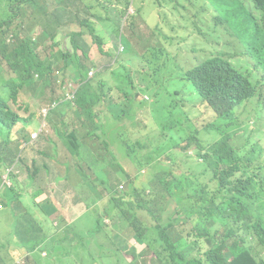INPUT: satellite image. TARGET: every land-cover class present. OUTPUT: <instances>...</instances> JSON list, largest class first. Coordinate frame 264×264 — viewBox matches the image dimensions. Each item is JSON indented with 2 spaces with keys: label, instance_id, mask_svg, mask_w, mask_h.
<instances>
[{
  "label": "trees",
  "instance_id": "trees-1",
  "mask_svg": "<svg viewBox=\"0 0 264 264\" xmlns=\"http://www.w3.org/2000/svg\"><path fill=\"white\" fill-rule=\"evenodd\" d=\"M210 1L214 7L220 1L224 4V8L218 10H223L227 22L235 21V34L244 43V54L254 60V69L261 75L237 68L230 55H216L196 62L189 68L187 62H180L181 68L167 75L170 87H165L161 76L172 69V52L169 49V45H173L172 37H167L166 42L162 43L157 29L151 38L144 37L139 66L145 73L154 79L159 78L165 88L173 87L171 91L177 96L182 93L178 82H189L215 117L213 123L203 128H196L192 123V130L186 138L177 141L176 145L168 146L160 141L159 145L153 143L143 135H149L150 130L142 133L140 114L145 107L139 99L141 92L149 90L147 83L143 85L145 89L139 91L131 77L123 76L115 68V64L121 62L120 55H128L123 45L125 26L121 24L126 10L118 9L115 5L126 8L131 0L102 3L100 0H61V5L58 0H0V182L3 181L5 169L13 166L18 159L26 163V158L21 155L22 140L29 141L30 134L37 136L35 144L38 151L52 154L56 152L54 146L64 144L71 154L81 159L74 161L86 162L88 166L83 163L86 168L78 167L74 162V165L64 169L63 174L60 169H47L45 174H41L46 181L47 174L57 184L65 181L73 197V175L83 180L89 170L93 182L103 194L100 202L91 208V214H85L89 218L82 220L84 215L81 219L87 227H82L79 221L72 223L65 217H57L59 224L56 221L58 226L55 229L60 232L59 236L64 237L63 242L77 246L84 264L86 261L89 264L98 261L112 264L115 261L118 249L132 237L120 225L119 219H125L137 232L136 238L140 243L151 245L155 231L161 230L165 250L160 258L164 264H263L256 260L252 252L257 247L264 251V148H253L241 154L232 141L242 130L236 123L237 111L251 105L257 120L264 118V0ZM246 2L253 5L257 15H252L246 8ZM38 3L50 7L59 15L56 41L66 24L74 18L78 19L82 27L79 31H68L66 38L69 39V48L49 52V58L40 51L46 42L28 36L26 22L39 8ZM154 4L163 8L160 0H154ZM36 6L38 8L35 10ZM201 8L203 10L205 5ZM97 9H106L114 17L103 15ZM21 14L23 20L16 25ZM219 17L216 19L219 20ZM94 20L104 27L107 21L113 23L111 37L123 46L124 51L117 59L115 57L113 66L100 69L89 78V71L97 67L91 59L92 47L86 38H92L102 55L111 56L105 51L107 42L98 33ZM7 27L19 40L2 39L1 32ZM199 35L204 38L208 36L201 32ZM31 50H36V54L33 55ZM59 53L62 60L53 61ZM60 70L78 84L74 102H63L62 96L56 94V98L60 99L48 102L49 105L58 102L55 108L49 109L47 113L44 112V105L34 109L30 103L31 94L53 88L56 77L61 75ZM145 73L141 74L143 79H146ZM119 77L125 79L123 83L116 80ZM68 83L66 80L58 85L63 89ZM22 95L29 100L22 103ZM16 107L22 110L23 116ZM188 114H191L190 109L186 108L183 115ZM191 116L184 125L187 126L195 118V115ZM21 122H24L25 127L18 125ZM165 127H168L167 120H158L157 134L160 135L161 129L165 131ZM235 127L238 130L224 136ZM213 132L219 139L207 143L205 137ZM55 136L62 143L53 142ZM19 144L21 146L17 149ZM153 144L157 146L152 147ZM191 147L205 151L204 161L186 169L179 163ZM173 149L181 151L182 155L175 154ZM90 157H93L92 161ZM120 157L128 159L139 174L143 170L148 172V179L142 188L130 183L129 191L121 196L108 179L101 177L102 171L110 166L123 169L128 177L127 168ZM10 177L13 178L12 187L6 184L0 186L3 192L0 200V230L3 224L9 223L14 238L19 236L20 226L22 229L32 226V221L19 191L22 175L15 177L12 172ZM14 204L11 218L9 207ZM39 208L49 220L54 216L51 213H58L51 201L33 206L31 213ZM19 212L23 213L22 218L17 217L16 213ZM196 219L204 222L199 224ZM75 224L77 227H74ZM238 232H243L246 238L236 239ZM191 234L206 240L208 249L204 253H194L198 243L192 245L188 241ZM250 241L255 246L248 247ZM26 245H32L34 250L36 241L28 239ZM107 246L109 253L103 252ZM204 255L215 257L207 261L198 259ZM57 257H60L61 264H69L72 258H66L62 251L51 254L47 264H57ZM12 258V264H16L12 253L7 256L0 254V264H8ZM35 261L26 260V264H34ZM141 263L146 264V261L143 259Z\"/></svg>",
  "mask_w": 264,
  "mask_h": 264
},
{
  "label": "rangeland",
  "instance_id": "rangeland-1",
  "mask_svg": "<svg viewBox=\"0 0 264 264\" xmlns=\"http://www.w3.org/2000/svg\"><path fill=\"white\" fill-rule=\"evenodd\" d=\"M109 0H100V2H108ZM133 1V3H132ZM163 8H158L154 4V0H131V3L128 7H124L123 5L116 4L115 6L118 9L126 10V15L124 20L122 21V25L124 27V35L126 38L123 39V45L126 47V53L128 55L121 56V62L115 64V68L123 73V76H129L136 83L137 88L145 89L143 86L144 83H147V87L149 90H145L141 92V97L139 101H142L145 107V110L141 112L140 119L142 121V133L147 130H150V134H143L147 136L153 143L167 144L168 146L176 145L177 141L180 139L186 138L188 134H190L192 130V123L196 128H203L204 126L211 124L215 121V117L212 114L211 110L205 106L200 98L194 91L193 86L187 81H179L178 84L181 86L182 93L180 96L175 95L170 87V80H168L167 75L176 72L180 69V62H187L188 68L193 66L196 62H201L209 57L216 55H230L235 66L237 68H241L243 70L253 71L257 76H260L261 73L254 69V60L247 56L245 53V46L243 41L237 37L236 33V25L235 21L225 20L223 10H218V8H224V4L220 1V4L217 6L212 5V1L210 0H160ZM58 4L61 5V2L58 0ZM39 8L35 7V12L33 15L27 19L26 25L29 29V38L30 39H42L46 42V44L42 45L40 48L42 55H45L47 58L49 52H57L61 48H69L70 43L69 39L66 38L68 31H79L82 27L78 23V19L74 18V20L68 24H66L65 29L58 36L56 41V29L59 25V15L56 12H53L50 7L38 3ZM202 5H205V8L202 10ZM100 8H102L100 6ZM246 8L252 13V15H257L256 10L253 5L249 2H246ZM107 9V8H106ZM106 9L103 11L97 12L102 13L103 15H109L111 18L114 15H111ZM161 13V16L159 15ZM199 14L198 17L196 15ZM220 15L219 20L216 18ZM82 16V15H80ZM134 16L136 18L134 19ZM18 22H22L23 17L22 14L17 19ZM96 22V20H94ZM223 22V24H220ZM98 33L103 36L106 40L105 51L110 53L111 56L102 55L98 47L93 43L91 37H87L88 43L92 47V61L94 65L99 69H106L114 65L115 57L120 53V44H117L112 39V29L113 23L107 21L106 27H104L101 23L96 22ZM15 25V27H16ZM129 26V28H128ZM122 27V28H123ZM158 30L160 34L159 39L162 43L166 42L167 37H172L173 45H169V49L172 52L171 57V66L172 69L161 76L160 82L159 78H152V76L142 69L139 66L142 61L141 50L143 45L145 44V38H151L154 34L155 30ZM204 33L208 35L207 37L200 36L199 33ZM1 37L4 40H19L15 35L9 32V28H4L1 32ZM129 37L131 40H129ZM158 38V36H156ZM174 39V40H173ZM52 40V41H50ZM56 42V43H55ZM169 42V41H168ZM136 49V50H135ZM36 50H31L33 55L36 54ZM138 55H132L136 54ZM60 59V60H57ZM62 55L56 54V58L53 61H61ZM32 61V60H31ZM33 62V61H32ZM97 68H94L95 70ZM59 69H55L57 71ZM145 73L144 76L146 79L141 77L142 73ZM61 75L56 77L57 82L54 87L46 90L40 91L38 90L36 93H32V99L30 103L32 104L34 109L40 108L43 104L48 103L50 101H54L56 99V94L63 96L65 98L66 92L71 90L73 87H76L78 84L71 80L70 76H65L63 71L60 70ZM165 78V79H164ZM61 80L63 83L67 80L70 82V86L59 87L58 81ZM117 81L122 82L125 80L124 78H116ZM145 96L149 98V100L145 99ZM29 99L22 95V103L28 101ZM17 108V107H16ZM186 108L190 109V113L195 115V118L192 119L186 125L184 123L188 119V117H192L191 114L183 115ZM19 109V108H17ZM20 114L23 116V112L19 109ZM167 120L168 127L161 129L160 135L157 134V121L158 120ZM236 123L242 130L233 138L232 144L235 149L243 154L246 152L252 151L253 148L259 149L264 148V118L261 120H257L254 107L251 105L246 106L245 108L237 111ZM238 130L236 127L228 130L224 136L231 135L234 131ZM54 134L53 132L51 133ZM207 139V143H212L217 141L219 138L215 134V132L207 135L205 137ZM20 144L17 146V149L20 148ZM36 147V144L33 145ZM157 145H152V147H156ZM41 150V149H40ZM42 151V150H41ZM173 152L177 155H182V152L176 149H173ZM202 152V156L200 153ZM22 155V153H21ZM205 151H200L196 147L189 148L184 157L182 158V164L186 169L191 168L197 163H202L204 161ZM122 158V157H120ZM67 160L70 162V158ZM78 164V167L86 166L82 162L74 161ZM123 166L127 168L128 177L123 173L122 169H118L116 166H110L106 168L101 173V177L104 179H108L109 183L112 185V188L117 189L121 185L124 186V189H120L118 195L121 196L128 190V185L132 183L134 186L142 188L143 183L148 179L147 170H143L141 174L138 173L137 169H133L128 159L122 158ZM179 166V165H178ZM15 167L14 176L19 177L21 173L16 172L19 169H24V165L20 160H17ZM12 168V167H10ZM50 168L49 165L46 167ZM47 169H32V173L44 174L47 172ZM64 169H60V172L63 174ZM8 173V169H5V175L3 181L0 182V186L5 183V179ZM26 173V172H22ZM32 176V174H31ZM33 176L35 177L36 174ZM83 181V182H82ZM81 184L79 186V190L73 188V197L70 192L67 190L66 182L59 183L57 185L58 188L64 191L63 198L65 200L73 201L75 198V194L82 193L84 195L81 200L78 213L80 218L85 214H91V208L100 202L103 198V194L98 190L93 182L92 173L87 172V175L83 180L73 179V184ZM87 184L93 186L94 188L91 190L87 186ZM118 186V187H117ZM55 184L52 183L47 187H43L39 182L35 180H31L27 191L30 194V199L33 201H38L40 199H49L53 196L58 198V193L54 192ZM83 189V190H82ZM48 202V201H46ZM45 202V203H46ZM34 210V209H33ZM54 214L49 220L47 217L45 223L49 230H54L55 226L57 227L58 222V214ZM18 218H22L23 213H16ZM89 216L85 215L82 220L88 219ZM58 224H57V222ZM196 222L202 224L204 221L202 219H196ZM57 224V225H56ZM77 227V224L74 227ZM29 228L31 225L28 226ZM77 231V230H76ZM12 234L11 231H9ZM22 232L21 226L18 228V234L20 235ZM79 233V231H78ZM130 236V234H129ZM77 239V235H76ZM189 240L196 244L194 249V253H204L208 247L206 245V240L204 238H199L193 234L190 235ZM61 241L53 240L48 241L50 246H54ZM78 242V240H77ZM21 240L14 241L10 236H5L0 241V254L2 256H7L13 253L16 250L22 249ZM135 246L141 249V247L134 243ZM64 254L65 257L71 256L72 258L77 259L80 263L83 264V259L81 253L78 251L77 246L74 243L63 242ZM19 247V248H18ZM46 252V256L50 257L52 250L44 249ZM42 251V252H43ZM69 255H66L69 252ZM36 253L39 255L40 251L37 249ZM254 256L260 262H264V252L260 248H256L254 251ZM57 264H61L57 257ZM146 264H160L157 261H152V257L148 256L146 259ZM13 258L10 259L8 264H12Z\"/></svg>",
  "mask_w": 264,
  "mask_h": 264
},
{
  "label": "crops",
  "instance_id": "crops-1",
  "mask_svg": "<svg viewBox=\"0 0 264 264\" xmlns=\"http://www.w3.org/2000/svg\"><path fill=\"white\" fill-rule=\"evenodd\" d=\"M92 55V54H91ZM20 127H25L24 122L20 124ZM32 134H30L31 136ZM53 142H61L62 141L59 139L58 136H55L52 138ZM35 144V143H34ZM34 144H30L27 149L23 151V156L26 158V163H22L24 165V169H21V174L22 178L21 180V185L19 187L20 195H22V201L26 204L27 209L29 212V219L32 221V226L29 228L28 226L22 229L21 234L18 237L13 238V234H10V225L9 223H5L2 225L1 230H0V235L2 239L5 236H11L14 241L21 240V247L22 249L16 250L12 253L13 257L16 260L17 264H26V260H36L34 264H47V258L48 257H41V256H46V252H44V249H51L52 253H60L66 248L63 246V238L59 236L58 232L56 229L54 230H49L45 220L47 216L43 215L41 213V209L34 210L32 213V207L41 203H44L46 201H51L56 208L58 209V216L59 217H65L69 222H80L82 227H87L86 225L83 224L81 221V218L78 213V207L83 199L84 195L82 193H76L75 198L73 201L71 200H65L63 198L64 191L60 188L57 187V183L55 180H53V177L50 174H47V181L44 179V177L41 174L37 173H32L31 170L29 169H41L44 168L43 166L49 165V169H68V166L74 165V160H81L80 158H76L75 155L71 154L64 144L62 145H57L56 147L54 146L53 148L56 150V152L51 153H46V152H40L34 147ZM43 151V150H42ZM70 158V162L67 160V158ZM90 160H93V157H90ZM85 165L88 166L86 162ZM47 169V168H44ZM123 170V169H122ZM26 172V173H22ZM32 174V176H31ZM33 174L36 176L34 177ZM45 174V173H44ZM35 180L39 182L43 187H47L48 185L54 183V192L58 193L59 197L55 198L54 196L49 199H40L38 201H33L30 199V194L27 191V187L30 183L31 180ZM73 179L80 180V178H77L75 175H73ZM82 184V183H81ZM81 184H73V188L76 190H79V186ZM89 189H93L94 185H87ZM96 186V185H95ZM105 189L110 196L109 190L107 189V185L105 184ZM120 189H124V186L121 185L117 189H115L116 192H119ZM130 187L128 186V190L125 192L127 193L129 191ZM83 190V189H82ZM123 193V194H125ZM113 197V194H112ZM15 207V204L14 206ZM26 211V210H25ZM11 218L13 217V214L11 213V209H9L8 213ZM7 214V215H8ZM67 221V222H68ZM120 225L130 234V239L127 244H124L122 247H120L117 251L116 254V259L112 264H139L141 261L146 259L148 256L152 257V261L154 260L159 262L160 264H164L162 259L160 258L161 254L165 250V242H164V234L161 230H156L153 237H152V243L149 245L148 243H140L138 242L136 238L137 232L131 228L126 222L125 219H119L118 220ZM190 238V237H189ZM188 238V241L193 244ZM235 238L238 240L245 239V235L243 232H238L235 235ZM28 239H34L36 241V248L33 250L32 245H26ZM53 240H58L61 241L60 243L55 244L54 246H50L48 241H53ZM134 243H137L140 247L138 248L137 246L134 245ZM19 248V247H18ZM94 249V245L92 246ZM37 249L40 251V254L38 255L36 253ZM43 251V252H42ZM42 252V253H41ZM103 252L109 253V246H107V250H103ZM212 258L215 256L212 255H204L199 257L198 259H203L205 261L208 260V258ZM146 261V260H145ZM29 264H32V262ZM69 264H82L80 261H78L75 258H71ZM84 264V262H83ZM86 264H89L88 261H86ZM90 264H101L100 261L98 262H92Z\"/></svg>",
  "mask_w": 264,
  "mask_h": 264
},
{
  "label": "clouds",
  "instance_id": "clouds-1",
  "mask_svg": "<svg viewBox=\"0 0 264 264\" xmlns=\"http://www.w3.org/2000/svg\"><path fill=\"white\" fill-rule=\"evenodd\" d=\"M60 2H61V0H60ZM62 4V3H61ZM120 53L119 54H121V53H123V51H124V48H123V46L120 44ZM118 54V55H119ZM118 55L116 56V59H117V57H118ZM94 71V75L96 74V72L98 71V70H100V69H94V68H92L90 71ZM89 71V72H90ZM93 75V76H94ZM92 76V77H93ZM92 77H90L89 76V78H92ZM37 78H38V76H37ZM61 83V80H59L58 81V84H60ZM67 86H70V82L67 84V85H65L64 87H63V89L65 88V87H67ZM51 89V88H50ZM47 90H49V89H47ZM73 90H75L76 92H77V90H78V85L76 86V87H73L71 90H69L68 92H70V91H73ZM46 91V90H45ZM68 92H66V94L68 93ZM77 94V93H76ZM145 99L146 100H149V98L147 97V96H145ZM62 101L63 102H66V103H68V102H74V101H68L67 100V98H66V95H65V98H63V96H62ZM44 106H53V105H55V107L58 105V102H55V103H53L52 105H49V103H45V104H43ZM54 107V108H55ZM53 109V108H52ZM51 109V110H52ZM17 110V109H16ZM18 112H19V110H17ZM19 114H20V112H19ZM21 115V114H20ZM22 116V115H21ZM23 118V117H22ZM23 122H21V123H19L18 125H20V124H22ZM35 142H33L32 141V135H31V138H30V140L29 141H26V140H22V154H23V151L26 149V148H28V146L30 145V144H34ZM18 160H20V159H18ZM16 164V163H15ZM14 164V165H15ZM13 165V166H14ZM13 166H10V167H12V168H10V167H8L7 169L9 170V169H13V170H15V167H13ZM16 172H19V173H21V169H19L18 171H16ZM12 179V181H13V178H11ZM6 183H4L3 185H5ZM7 185V184H6ZM119 193V192H118ZM2 196H3V192H1V190H0V200H1V198H2ZM14 205H12V207H9L11 210L14 208L13 207ZM249 245H253V246H255L254 245V243H252V241H250L249 242V244L247 245L248 247H249ZM258 248V247H257ZM261 249V248H260ZM255 251V250H254ZM254 251L252 252V255L254 256ZM263 251V250H262ZM264 252V251H263ZM255 257V256H254ZM256 258V257H255ZM256 260L258 261V259L256 258ZM258 262H260V261H258ZM261 263H263L264 264V262H261ZM17 264V263H16ZM141 264H143V263H141Z\"/></svg>",
  "mask_w": 264,
  "mask_h": 264
},
{
  "label": "built area",
  "instance_id": "built-area-1",
  "mask_svg": "<svg viewBox=\"0 0 264 264\" xmlns=\"http://www.w3.org/2000/svg\"><path fill=\"white\" fill-rule=\"evenodd\" d=\"M94 75V71L92 70V71H90L89 72V76L90 77H92ZM66 98H67V100L68 101H74L75 100V98H76V91L75 90H73V91H70V92H68L67 94H66ZM45 108H44V112H48L49 111V109L51 110L52 108H54L55 107V105H53V106H44ZM36 135H32V141L33 142H35V139H36ZM12 172H14V170L13 169H9L8 170V173H7V176H6V179H5V183L8 185V186H10V187H12L13 186V181H12V179H11V177H10V174L12 173Z\"/></svg>",
  "mask_w": 264,
  "mask_h": 264
}]
</instances>
